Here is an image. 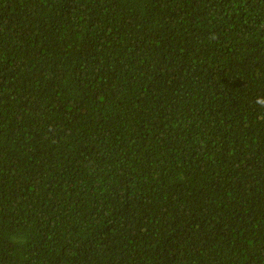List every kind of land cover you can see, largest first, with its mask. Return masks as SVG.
Segmentation results:
<instances>
[{"label":"trees","instance_id":"obj_1","mask_svg":"<svg viewBox=\"0 0 264 264\" xmlns=\"http://www.w3.org/2000/svg\"><path fill=\"white\" fill-rule=\"evenodd\" d=\"M264 0H0V264H264Z\"/></svg>","mask_w":264,"mask_h":264},{"label":"clouds","instance_id":"obj_2","mask_svg":"<svg viewBox=\"0 0 264 264\" xmlns=\"http://www.w3.org/2000/svg\"><path fill=\"white\" fill-rule=\"evenodd\" d=\"M257 102H258V103H261V104H264V101H260V100H258Z\"/></svg>","mask_w":264,"mask_h":264}]
</instances>
